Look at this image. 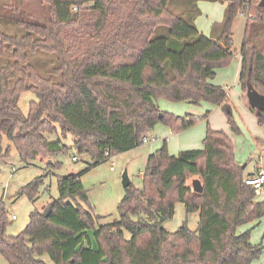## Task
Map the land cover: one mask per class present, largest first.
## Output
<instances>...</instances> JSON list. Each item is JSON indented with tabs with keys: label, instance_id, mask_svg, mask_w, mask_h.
Masks as SVG:
<instances>
[{
	"label": "trees",
	"instance_id": "obj_1",
	"mask_svg": "<svg viewBox=\"0 0 264 264\" xmlns=\"http://www.w3.org/2000/svg\"><path fill=\"white\" fill-rule=\"evenodd\" d=\"M199 1L225 5L209 36L195 24ZM259 2L0 0V157L9 153V147L1 152L3 136L27 163L66 152L70 145L62 138L69 133L72 157L86 154L100 162L139 146L157 123L177 133L198 120L160 109L159 98L221 107L230 130L240 133L226 88L212 80L217 67L239 56L242 92L264 96ZM237 13L250 19L238 51L232 49L231 31ZM36 52L55 58H37L39 70L30 60ZM48 61L53 65L45 69ZM25 90L36 96L27 114L18 106ZM256 113L258 124H264V108ZM202 143L174 155L164 142L150 153L141 186L125 187L119 217L107 223L94 226L98 217L84 207L87 193L73 173L57 179L58 197L48 216L34 209L15 236L6 235L8 214L0 203L1 255L9 264H46L37 258L44 253L53 264H251L264 244L252 243L249 230H236L264 217V199L245 183L255 172L245 174L223 130L207 123ZM56 166L47 162L48 168ZM192 176L197 178L189 184ZM40 179L18 194L34 200ZM177 201L187 213L198 212L195 230L186 223L173 232L162 226Z\"/></svg>",
	"mask_w": 264,
	"mask_h": 264
},
{
	"label": "rangeland",
	"instance_id": "obj_2",
	"mask_svg": "<svg viewBox=\"0 0 264 264\" xmlns=\"http://www.w3.org/2000/svg\"><path fill=\"white\" fill-rule=\"evenodd\" d=\"M12 1L8 0V2ZM199 8L201 15L196 19L195 24L199 30L209 36L211 34L210 26L221 19L224 6L220 2L200 1ZM248 18L237 13L233 19L231 25L232 49L236 51L240 48L243 32L246 29L245 23ZM45 57L52 58V60L55 58L51 55L36 52L31 55L30 60L41 70V64H39L37 58L44 59ZM51 65L53 63L51 64L48 61L47 65L42 66L47 69V66L49 68ZM237 67L238 58L236 56L230 59L228 64L215 69L213 81L226 88L229 102L232 105V117L240 128V133L238 134L230 130L221 107H209L206 102L195 104L187 101L174 102L162 98L163 102H165L164 104L169 106V108L162 110L180 116L185 114L195 115L198 117L196 123L189 129L177 133L173 132L170 135L167 125L157 123V129H152L148 133L150 137H153L151 142L141 143L133 149L117 153L100 162H96V160L86 154H77L78 159H72L75 151L71 147L72 136L68 133L66 138H62L64 143L70 145L66 152L58 153L43 160L32 159L25 163L19 158L15 146L6 136H3L2 154L9 147L8 155L0 157V197L4 196V206L8 214L6 235H17L28 223L29 213L34 209L44 211L52 199L58 197L57 179L68 173L77 174L82 180L88 197L87 204L84 207L88 208L89 206L94 215L98 217V221L94 226L117 219L119 217L118 203L125 194V187L122 184V173L126 171L132 187H140L141 175L150 153L161 147L164 142L170 154H173L172 151L179 147V144L182 147L201 148L207 123L211 128L223 130L229 135L234 145L235 159L244 166L245 174L249 173L248 170L255 164L264 163V124L257 123L255 110L250 109L251 107L256 109L249 99L250 91L243 95L241 86L235 78ZM35 99L36 96L32 91L25 90L21 92L18 106L24 114L28 112L29 102ZM160 107L162 108V106ZM207 111H209L208 119L203 117ZM258 139L260 140L259 142ZM48 161L56 163L57 166L48 168ZM40 176L41 179L37 185L36 198L34 200H30L26 193L18 194V191L23 186ZM193 178L197 177H189V184L192 183ZM256 198L263 200L264 195H256ZM11 216L15 217L12 218ZM132 218L136 219L137 216L132 214ZM198 220L197 211L187 213L184 204L177 201L172 217L165 219L162 222V226L166 230L173 232L186 223L188 228L195 230ZM92 229H89L90 233H92ZM245 230L250 231V240L253 243L261 242L264 244V217L258 221L244 223L238 226L236 231L243 232ZM124 236L125 238L130 237L127 230H124ZM37 258L43 260L46 264H53L46 253L37 256ZM0 264H9L1 253ZM251 264H264V248L260 256L253 260Z\"/></svg>",
	"mask_w": 264,
	"mask_h": 264
},
{
	"label": "crops",
	"instance_id": "obj_3",
	"mask_svg": "<svg viewBox=\"0 0 264 264\" xmlns=\"http://www.w3.org/2000/svg\"><path fill=\"white\" fill-rule=\"evenodd\" d=\"M200 2V1H199ZM199 4V3H198ZM221 4H223V3H221ZM223 6L225 7V5L223 4ZM224 12V11H223ZM201 15V14H200ZM199 15V16H200ZM198 16V17H199ZM197 17V18H198ZM222 17H223V15H222ZM222 17H221V19H222ZM196 18V19H197ZM220 19V20H221ZM219 20V21H220ZM196 21V20H195ZM215 22H217V21H215ZM213 23V22H212ZM211 23V24H212ZM210 28H211V26H210ZM201 31V30H200ZM208 31V30H207ZM203 34H204V32L203 31H201ZM206 35V34H205ZM237 58H238V67H237V71H236V74H235V78L237 79V81H238V75H239V70H240V57L239 56H237ZM213 81V80H212ZM214 82V81H213ZM239 82V81H238ZM215 84H219V83H216V82H214ZM228 94V93H227ZM243 95H244V92H243ZM228 98H229V96H228ZM188 102V101H187ZM156 103H157V105L159 106V108L160 109H167V108H169V106L168 105H166V104H164L165 102H163V100H162V98H159V99H157L156 100ZM190 103V102H189ZM206 105H209V107H218V106H213V105H210L209 103H207ZM160 106H162V108L160 107ZM249 106V105H248ZM249 108H250V106H249ZM210 109V108H209ZM252 110V109H251ZM258 110L257 109H255V120L257 121V112ZM206 119H208V116H207V118ZM258 123V122H257ZM192 127V126H191ZM152 129H157V125L155 126V127H153ZM152 129L148 132V133H150L151 131H152ZM169 129V135L171 134V133H173L171 130H170V128H168ZM189 129V128H188ZM216 130H219V129H216ZM206 131V130H205ZM147 133V137L149 138V142H151V139L153 138V137H150L149 136V134ZM260 140L258 139V142H259ZM147 143V142H146ZM162 145V144H161ZM179 147H177L174 151H172V153L174 154V155H177L178 153H179V151H181V150H184V149H192V148H190V147H182V146H180V144L178 145ZM203 147V143H202V146H201V148ZM262 168H264V163H262V164H255L250 170H248L249 172H252V173H256V172H258L260 169H262ZM252 242V241H251ZM253 243V242H252Z\"/></svg>",
	"mask_w": 264,
	"mask_h": 264
},
{
	"label": "built area",
	"instance_id": "obj_4",
	"mask_svg": "<svg viewBox=\"0 0 264 264\" xmlns=\"http://www.w3.org/2000/svg\"><path fill=\"white\" fill-rule=\"evenodd\" d=\"M73 10L76 9V6L72 7ZM149 138L147 137V134L142 137V142L146 143L149 142ZM72 159L77 160V157H72ZM245 183L252 186L254 193L256 195H264V168L260 169L258 172H256L253 176H248L245 178ZM0 203H4V196L0 197ZM12 218L15 216H11Z\"/></svg>",
	"mask_w": 264,
	"mask_h": 264
},
{
	"label": "water",
	"instance_id": "obj_5",
	"mask_svg": "<svg viewBox=\"0 0 264 264\" xmlns=\"http://www.w3.org/2000/svg\"><path fill=\"white\" fill-rule=\"evenodd\" d=\"M259 4L261 6H264V0H260ZM249 99L258 111L264 108V96L263 95H258L256 92L250 91L249 92ZM122 184L124 187H126L130 184V181H129V178H128L126 171H124L122 173ZM196 186H197V190H200L198 183H196ZM50 210H51V205H48L45 208V210L43 211V216L47 217Z\"/></svg>",
	"mask_w": 264,
	"mask_h": 264
}]
</instances>
